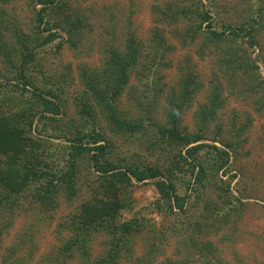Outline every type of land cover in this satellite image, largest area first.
<instances>
[{
  "label": "trees",
  "instance_id": "obj_1",
  "mask_svg": "<svg viewBox=\"0 0 264 264\" xmlns=\"http://www.w3.org/2000/svg\"><path fill=\"white\" fill-rule=\"evenodd\" d=\"M11 1L0 0V238L24 202L47 213L57 209L62 196L67 206L78 204L58 223L57 232L67 236L48 256L49 264L73 259L75 264H120L138 236L145 237V254L130 264H153L155 246L169 240L183 250H197V259L165 258L155 264H228L211 237L218 244L232 240L224 230L244 206L234 194L239 190H233L238 179L233 162L244 141L239 135L252 120L246 116L227 139L220 126L210 127L224 106V88L229 95L250 96L256 112L264 114V7L251 1L243 16L231 21L215 10L216 0L155 6L153 53L145 63L128 17L124 50L110 44L98 67L80 69L82 87L73 98L76 118L65 121L61 95L68 80L45 75L41 60L63 48L76 53L91 32L90 18L70 0H25L30 14L25 32L5 16L3 7ZM163 27L182 48L199 39L195 53L200 59L215 58L206 96L193 112L192 131L182 116L203 85L188 68V55L177 63L175 85L167 90L161 85L159 71L170 66L163 59L173 48ZM131 71L138 86L127 91L134 106L124 110L120 101ZM239 83L241 92L235 91ZM118 146L133 149L118 156ZM82 174L90 192L84 199ZM142 185L152 188L153 200L136 208L130 193ZM210 190L217 202L204 196ZM199 201L205 208L200 218L179 217ZM98 235L104 236L103 250L90 261L89 244ZM25 242L9 247L2 261L12 259Z\"/></svg>",
  "mask_w": 264,
  "mask_h": 264
},
{
  "label": "rangeland",
  "instance_id": "obj_2",
  "mask_svg": "<svg viewBox=\"0 0 264 264\" xmlns=\"http://www.w3.org/2000/svg\"><path fill=\"white\" fill-rule=\"evenodd\" d=\"M71 5L78 4L80 9L86 11L91 24V32L86 34L85 39L80 44L76 53L71 52L68 48H63L57 55L48 54L41 60L43 72L45 75L52 77L61 75L67 84L63 88L61 101L65 103L66 118H76L73 98L81 90V83L78 79L82 67L95 68L105 58V48L113 44L120 50H124V38L126 34V22L129 17L130 28L134 37L139 40L142 47V58L140 62L145 63L149 56L152 55L151 39L157 26L154 23V7L163 8L164 2L170 0H70ZM216 0L215 10L220 13L225 20L238 21L243 16V9L249 6L251 1L264 7V0ZM5 16L13 23L18 25L25 32L29 31V12L25 0H13L3 7ZM181 26V25H180ZM164 37L172 51L167 53L163 62L170 64L169 67L160 68L161 85L165 90L175 85L179 76L176 69L177 63L184 60L185 55L189 56L188 68L197 76V82L202 84L200 92L195 96L190 109L185 110L182 116V123L190 131L194 129L193 112L197 103L201 102L206 96L207 82L211 72L216 70L214 55L207 54L203 59L196 55V49L200 45V40L188 47L182 48L174 39L169 31L163 27ZM264 31L262 32V39ZM1 66V65H0ZM139 68V66H138ZM137 68V70H138ZM140 69V68H139ZM262 73L264 71L262 70ZM71 80V83H70ZM242 83V82H240ZM238 84L237 92L243 89L242 84ZM137 78L134 71H131L129 77V86L124 93L120 108L126 110L129 106L133 107L134 103L131 97H128L127 91L137 88ZM242 86V87H241ZM225 91V88H224ZM222 93L224 106L217 112L215 121L211 124L210 129L218 125L222 128V138L227 139L231 133L238 130L244 124L245 117H251L249 127L244 129L239 135L242 146L237 150V157L233 162V167L238 173V179L233 187L236 196L242 197L244 206L235 214L231 215L229 229L224 230L228 237L225 243L218 244L217 237L213 238L218 246V255L221 260H227L228 264H264V114L256 112L255 105L250 96L229 95L227 92ZM162 105V100L160 101ZM133 148L118 146L115 154L118 156L127 155ZM144 157L147 155L144 153ZM83 174L79 179L81 188L80 199L86 198L90 193L88 184L86 185ZM134 207L140 208L149 201L153 200L152 188L148 185H142L134 189L131 193ZM210 202H217L218 198L214 191H207L206 195ZM58 207L56 210L41 213L33 210V206L27 201L21 207L16 209L12 224L1 235L0 238V264H49L48 256L53 257L60 245L61 239L67 234L63 231L57 232L58 223L62 222L71 208L76 206H67L62 196H59ZM205 208L202 202L194 205L192 210H188L186 216L180 215L186 221H195L200 218ZM158 220L160 218H157ZM5 222V219L1 221ZM168 223V221H166ZM26 241L22 249L7 262L2 261V257L8 254V248L18 246L20 240ZM103 235L96 236L89 244V260L93 261L101 255L103 246ZM147 243L144 236H138L135 243L130 247L129 258H120V264H130L141 260L145 254ZM31 251V255L29 252ZM154 263L160 262L165 258L175 261H189L197 259V250H183L181 246L177 247L173 241L155 246ZM178 252H180L178 254ZM235 252V254H233ZM76 259L70 261L75 264ZM221 264H225L222 262Z\"/></svg>",
  "mask_w": 264,
  "mask_h": 264
}]
</instances>
